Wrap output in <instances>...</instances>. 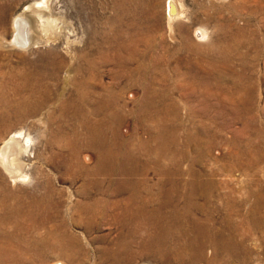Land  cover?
<instances>
[{
    "label": "rangeland",
    "instance_id": "rangeland-1",
    "mask_svg": "<svg viewBox=\"0 0 264 264\" xmlns=\"http://www.w3.org/2000/svg\"><path fill=\"white\" fill-rule=\"evenodd\" d=\"M176 1L0 0V200L57 204L18 264H264V0Z\"/></svg>",
    "mask_w": 264,
    "mask_h": 264
},
{
    "label": "bare ground",
    "instance_id": "bare-ground-1",
    "mask_svg": "<svg viewBox=\"0 0 264 264\" xmlns=\"http://www.w3.org/2000/svg\"><path fill=\"white\" fill-rule=\"evenodd\" d=\"M178 3L176 0H167L166 2L165 14H166V19L169 23V27H170V23L173 20L180 18L181 16L182 11L180 10L181 7L179 6ZM45 10L47 9L45 8ZM34 12L37 14V16L40 19L42 18L39 15L40 13L38 11H34ZM19 17H17L14 23L15 28H16V33H15V36H13L15 37V39L14 41H12V43L19 45L21 47H27L30 43L29 38H28V29H29L28 19L24 15H20ZM170 29L172 30V28ZM197 30H198L197 31L198 33L196 37H199V38L204 37L205 32L202 29H197ZM48 31L46 32L48 33ZM49 35H50V31H49ZM25 103H26V99L22 100L21 102H17L16 105L19 106V104L23 105ZM5 121H6V118H1L0 126L5 125ZM30 142L31 141H30L29 135L23 134V132L20 130V131H16L12 133L10 137L5 139L0 146V167L5 172V174L10 178V180H12V182L13 181L26 182L28 180L27 179L28 176L26 173L27 165L22 162V157L28 154L32 150L30 148ZM52 190L53 189L51 188V186H49L47 187L46 193H44L43 195H38L37 193L30 192L27 194V196L24 199H21L20 196L19 198L16 196L14 197L11 196L14 201L12 203L13 205H8L6 204L5 200H2V199L0 200V207L2 208V211H3L0 217V224L10 223L11 225L15 227V232L13 233H6L5 231L4 232L0 231V262L8 261V262L16 263V264L21 262V254L26 253V251L22 249L23 248L22 246L23 244L29 243V242L25 241L23 235L21 238L17 237L18 236L17 233L23 232V231L28 232L34 229L36 226H39V223L43 222L46 219L47 213L51 209H56L57 204L53 202L54 200L50 193L52 192ZM20 214L23 215L24 222L19 221L17 216H19ZM193 238L196 239L195 236ZM40 246H42V249H45L44 253L41 252L39 254V256L43 257V259L46 258V251H48L49 249H51V251H54L55 249L60 247V245L58 246L50 245L49 246L48 242H46L45 240L41 242ZM174 247L177 249L176 246ZM174 247L172 246L171 249L175 250ZM182 247L181 249H183ZM61 248H64V249H60V251L63 253H65V249H68L67 245L64 247L62 245ZM165 250L166 252L170 251L168 248H166ZM14 252H15V255L13 254Z\"/></svg>",
    "mask_w": 264,
    "mask_h": 264
}]
</instances>
